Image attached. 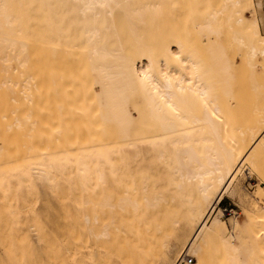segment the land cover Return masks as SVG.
I'll return each mask as SVG.
<instances>
[{
	"label": "bare ground",
	"instance_id": "6f19581e",
	"mask_svg": "<svg viewBox=\"0 0 264 264\" xmlns=\"http://www.w3.org/2000/svg\"><path fill=\"white\" fill-rule=\"evenodd\" d=\"M166 1L182 0L56 1L55 13L68 16L55 18L61 24L47 35L17 38L0 34L1 92L9 85L26 83L25 89L31 81L37 85L36 106L29 105L24 115L15 113L17 126L23 130V144L8 147L0 136V165L40 152L53 154V168L64 173L78 165L90 168L101 164L99 177L84 179V205L113 210L130 202L125 197L114 202L118 179L108 172L119 168L111 167V161L122 163L126 154L135 156L139 152L135 147L182 145L191 149L204 145L210 148L211 159L221 160L215 165V177L211 183L205 182L212 171L199 169L195 211L184 213L180 227L172 230L171 220L178 210L171 209L136 264H213L214 258H225L231 264L230 252L237 239L251 258L255 254L263 257L264 188L250 195L240 189L235 177L240 171L248 177L252 170L264 179V110L255 112L257 118L230 135L233 146L223 144L221 133L234 112L233 103L240 100L232 92L236 63L232 54H245L250 71L246 78L250 84L245 87L252 89L257 99L264 96V0H203L216 4L210 10L190 8L180 29L165 21ZM81 18L88 20L83 31L78 23ZM6 21L11 23L8 18ZM195 29L199 38L209 40L208 50L195 40ZM77 64L87 68L92 78L88 97L81 100L82 106L69 105L73 100L67 96L53 99L54 111L44 121V101L50 95L39 80L44 74H64L61 71ZM27 68H36L38 76ZM255 72L260 73V79ZM145 75L149 77L147 85L142 84ZM56 84L58 78L49 88ZM23 94L29 104L33 102L32 95ZM34 109L36 113H32ZM31 117L46 129H29ZM2 125L0 120V133ZM212 144H223V153L217 155ZM127 147L134 148L128 151ZM189 149L182 151L183 158ZM193 178L189 173L187 179ZM213 181L217 187L213 188ZM227 192L237 198L244 218H232L227 232L217 217L209 229L204 219ZM187 255L193 257L191 263L185 260Z\"/></svg>",
	"mask_w": 264,
	"mask_h": 264
},
{
	"label": "rangeland",
	"instance_id": "374dc122",
	"mask_svg": "<svg viewBox=\"0 0 264 264\" xmlns=\"http://www.w3.org/2000/svg\"><path fill=\"white\" fill-rule=\"evenodd\" d=\"M56 1L63 0L0 1V34L17 38L47 35L52 27L61 24L59 21L57 24L55 18L60 16L62 19L68 16L66 13H55ZM166 2L169 4L163 5L167 11L165 21L173 29L182 27V18H187L190 8L202 10L209 7L210 10L211 5L216 4L215 1L203 0ZM74 8L72 11L76 12L78 6ZM262 14L264 15V8ZM75 17L77 18V15ZM7 18L11 23L6 21ZM78 23L81 24L83 31L88 20L81 18ZM193 32L195 40L208 50L209 40L201 36L199 38V30L195 29ZM232 55L236 62L234 82L231 80L235 87L234 89L232 86V92L240 99L235 101H240L238 106L241 104V109H237V102L233 103L234 112L229 114L226 119L227 128L221 133L223 144L228 147L234 145V139L230 135H235L236 130L257 118L255 112L264 110V102L262 104L264 96L257 99L251 87L249 89L252 92L246 88L249 86L247 84H250L246 79L250 71L246 67L245 54ZM25 70L33 73L35 77L38 76L35 73L36 68ZM61 72L64 74H44L39 80L44 83L43 91L50 95V99L44 101V121H48L47 115L54 111L56 103L53 99H63L67 96L73 100L69 105L82 106L81 100L89 95L92 78L88 75L87 68L77 64ZM255 75L260 79L259 72H255ZM58 76H61L62 80ZM54 78H58V84L49 88ZM35 82H30L29 89H25L27 84L23 83L19 87L9 85L8 90L2 89V92L0 90L2 114L0 120L3 123L0 136L3 145L14 147L23 144V130L17 126L16 114L24 115L28 113L29 105L36 106ZM25 91L34 98L30 104L23 94ZM256 106L257 108L259 106L258 111L255 109ZM36 112L37 109L32 110V113ZM28 120L29 129H46L45 125L38 124L36 118L31 117ZM223 144H212L218 152L217 155L223 153ZM184 147L187 146L127 147L128 151L134 148L139 152L135 156L126 154L122 163L111 161V167L119 168L108 172L118 179L114 202L118 204L124 197L130 202L124 204L123 209L115 207L113 210L93 206L88 209L84 205L85 182L91 176L101 175V164L89 166L90 168L78 165L64 173L56 167L53 168V154L46 152H40L38 155L26 154L19 159L17 157L2 163L0 264H136L143 256L144 249L154 236L159 223L170 215L171 209L178 210L171 220L172 230L180 227L184 213L192 214L195 211L200 182L199 169L202 167L212 171L204 178L205 182L211 183L215 177L213 173L215 165L221 164L220 159L210 158V148L204 145L191 149L190 146ZM184 149H189V154L185 155V158L182 156ZM62 156L59 158H63ZM111 167L109 166L108 170ZM262 170L264 177V165ZM189 173L194 175L191 181L187 179ZM250 173L247 177L240 171L235 177V183L240 185L241 190L252 195L258 189L264 188V179L252 170ZM212 183L213 188L217 187L214 181ZM97 184H100L99 180ZM236 201L237 198L232 199L227 192L222 201L215 204L216 207L208 213L210 217L208 215L205 217L204 223L208 228L212 229V223L217 217L221 219L223 229L227 232L232 218L242 220L243 211ZM256 214L258 215V212ZM256 214L255 218L259 220ZM96 220L100 223L97 224ZM228 238L226 236L225 240ZM230 253L231 264H264V255L262 257L255 254L251 258L240 239L235 241ZM186 257L193 259L187 255L184 257L185 260ZM212 262L230 264L225 258H214Z\"/></svg>",
	"mask_w": 264,
	"mask_h": 264
},
{
	"label": "clouds",
	"instance_id": "9594fccd",
	"mask_svg": "<svg viewBox=\"0 0 264 264\" xmlns=\"http://www.w3.org/2000/svg\"><path fill=\"white\" fill-rule=\"evenodd\" d=\"M148 81H149V77L145 75L142 79V84L147 85Z\"/></svg>",
	"mask_w": 264,
	"mask_h": 264
},
{
	"label": "built area",
	"instance_id": "2783aa9c",
	"mask_svg": "<svg viewBox=\"0 0 264 264\" xmlns=\"http://www.w3.org/2000/svg\"><path fill=\"white\" fill-rule=\"evenodd\" d=\"M186 260H187L189 263H191V262L193 261V259L188 258V257H186Z\"/></svg>",
	"mask_w": 264,
	"mask_h": 264
}]
</instances>
